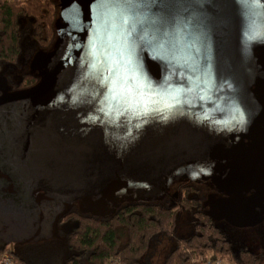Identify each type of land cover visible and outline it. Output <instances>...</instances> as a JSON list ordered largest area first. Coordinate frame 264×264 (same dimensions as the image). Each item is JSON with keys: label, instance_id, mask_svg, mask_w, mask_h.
<instances>
[{"label": "flooded vegetation", "instance_id": "obj_1", "mask_svg": "<svg viewBox=\"0 0 264 264\" xmlns=\"http://www.w3.org/2000/svg\"><path fill=\"white\" fill-rule=\"evenodd\" d=\"M249 2L252 13L245 21L252 23L264 38V0ZM59 35L60 32L55 51L63 42L58 41ZM244 52L251 62L254 80L247 94L232 78L210 89L193 79L180 82L158 76L127 88L119 86V104L127 110L128 118L117 120L114 134L105 131L100 99L90 103L85 95H73L71 100L82 108L69 105L67 115V102L59 106L50 102L48 96L32 101L23 96L3 104L0 234L12 235L4 243L13 247L12 238L32 240L39 237L40 230L48 233L56 209L66 205L65 199L83 192L91 198L104 191L107 186L100 190L90 186L101 184V174L92 180L86 169L111 164L105 163L109 159L104 153L106 144L113 146V140L120 157L113 164L120 165L121 159L128 162H124L128 173L122 178L126 184L122 182L121 186L139 183L153 192L163 188L174 172L196 174L215 189L204 193L198 185L193 188L182 184L174 191L181 197L188 193L187 189L195 194V199L183 196L184 202L180 200L177 207L196 208L192 234L197 224H206V219H210L212 228H220L225 234V228L231 225L248 232L249 226L244 224L256 222L258 209L264 206V48ZM84 84L79 81L74 88ZM52 85L54 95L64 86L62 80L58 86ZM95 107L97 113L92 110ZM91 120L98 125L95 132L90 129ZM125 127L131 134L120 133L119 129ZM130 154L132 158H128ZM202 186L210 190L205 184ZM212 193L225 197L218 200L223 220L213 221L205 209L203 199ZM172 205L175 204L169 207ZM223 221L225 226L221 225Z\"/></svg>", "mask_w": 264, "mask_h": 264}, {"label": "water", "instance_id": "obj_2", "mask_svg": "<svg viewBox=\"0 0 264 264\" xmlns=\"http://www.w3.org/2000/svg\"><path fill=\"white\" fill-rule=\"evenodd\" d=\"M251 13L249 0H62L58 41L63 42L46 61L40 83L0 94V104L23 96L31 101L48 96L55 104L67 102V115L73 95H89L100 88L93 95L101 100L105 131L111 134L118 128L117 120L127 117L126 109L108 107L120 103L118 87L149 77L193 79L207 89L232 78L247 94L254 80L244 51L264 48L262 34L245 21ZM73 40L79 48L89 49L90 58L77 78L72 67L78 47ZM60 80L64 86L54 95L52 83L58 86ZM79 81L86 84L75 89ZM92 110L97 113L98 107ZM95 126L91 120V132Z\"/></svg>", "mask_w": 264, "mask_h": 264}, {"label": "trees", "instance_id": "obj_3", "mask_svg": "<svg viewBox=\"0 0 264 264\" xmlns=\"http://www.w3.org/2000/svg\"><path fill=\"white\" fill-rule=\"evenodd\" d=\"M29 1L28 3H32L34 0ZM45 3L36 0L33 8L20 9L15 4L0 0V66L13 62L12 60L20 54L22 42L27 41V36L44 44L50 43L58 20V11L52 0ZM50 5L53 7L48 8ZM39 81L38 76L24 73L13 90L32 88ZM108 107L119 111L124 109L122 104ZM119 131L123 136L131 134L126 127ZM119 164L108 163L103 167L99 165L87 168V175L92 176V180L97 174L102 177L101 184L92 183L91 188L100 190L115 180L124 183L122 178L128 172L123 160ZM190 191L192 190H186L188 193ZM177 207L178 205L168 207L158 203H129L118 208L107 218L77 211L69 212L61 220L72 218L77 221L76 225L67 233L64 247L59 251H52L53 256L49 257L47 251H41L37 256L25 257V245L17 252L9 243L0 245V254L9 252L16 264H104L110 257H120L124 264H147V252L152 243L166 231L164 226L174 218ZM206 220L203 226L197 224L194 234L178 238L170 251L165 253L161 264H188L196 252L206 257L208 251L211 260L220 258L235 264H260L264 259V244L254 250L246 246L234 250L227 235L220 228H212L210 219ZM184 249L191 250L192 253H185Z\"/></svg>", "mask_w": 264, "mask_h": 264}, {"label": "rangeland", "instance_id": "obj_4", "mask_svg": "<svg viewBox=\"0 0 264 264\" xmlns=\"http://www.w3.org/2000/svg\"><path fill=\"white\" fill-rule=\"evenodd\" d=\"M5 3L15 4L20 9L21 7L33 8L36 4V0L32 1V3H28L29 0H2ZM40 3H44L48 0H38ZM54 5L58 11V20L56 21L55 31L52 35L50 43H43L42 41L35 40L32 37L27 36V41L22 42L20 54L15 57L9 63H3L0 66V94H10L15 92V84L22 79L24 73H32L41 78L43 76V69L46 63L47 58L55 52L57 48V35L60 32V20H61V8H62V0H52ZM30 2V1H29ZM53 6H49L48 8H52ZM42 9V8H41ZM43 11V10H42ZM32 36V34L30 35ZM57 36V37H56ZM77 40V39H76ZM78 42H81L77 40ZM34 42V43H33ZM73 44H77L75 40L72 41ZM76 45V46H77ZM77 51L73 55V77L77 78L80 76L82 69L90 63L89 58V49L86 50L84 48H79L77 46ZM31 48V51L29 49ZM28 50V53H27ZM14 86V87H13ZM72 90V89H71ZM101 91L100 88H96L95 90H90L89 95H85L90 98V103L94 102L97 99V96H94L95 91ZM59 106H62V102H57ZM71 107H81L73 100L69 102ZM3 104L0 105V112L3 108ZM82 108V107H81ZM113 146H109L106 144V149L104 156L109 159L105 163L110 162L111 164L115 163L117 160L120 159L117 151H116V141L113 140ZM111 143V139L109 140ZM128 158H132L131 154ZM123 160L126 164L128 162L124 159ZM182 184H190L193 188H196L198 185L200 188L203 189L204 193H209L212 188L215 187L203 180L200 176L196 174H188L187 172H174L168 181L165 183L163 188H160L158 191L151 192L149 189L146 191L143 186L139 183H136L133 187L125 188L121 186L119 181L115 183H108V186L105 188L104 191L101 193L96 192L94 193L91 198L88 192H83L79 196L67 198L65 199V206H60L56 209V220L54 222V228L50 231V235L47 232H43L40 230L39 237L35 238L33 236L32 240H22L17 238H12L11 240L14 241L12 243L13 248L18 252L22 246H24L23 254L25 257L29 256H37L41 253V251H47L48 256H53L52 251H59L65 245V238L67 233L71 231L74 226L76 225V220L69 218L66 220H61L67 213L77 211L81 214L87 215H95L103 218L110 217L118 208L127 205L129 203H158V204H167L168 207L171 204L179 205L180 200L182 203L184 202V198L195 199V194L187 193L183 194L181 197L174 193L176 188ZM209 187V189L205 188L204 185ZM151 192V193H150ZM47 195L49 194L48 191H45ZM211 193V192H210ZM100 194V195H99ZM219 195V194H217ZM14 197V195H12ZM220 199H225V197L219 195L215 197L212 194H208L207 198L203 199L206 206L205 209L208 210V214L211 216L213 221L221 220V210L219 206ZM90 202V204H89ZM63 200H61V204ZM191 208V209H190ZM196 208H192L190 206L179 207L176 211L174 218L165 224L164 233L158 237L154 243H152L149 251L147 252V264H161L163 261L165 253L169 249H171L174 244L176 243L178 238H184L190 236L194 232V222L195 219V211ZM35 213L37 210L35 209ZM257 221L254 220L248 221L244 224V226L248 225L245 229L248 232L243 231V229L239 228L236 225H231L230 228H225L226 234L229 240L233 243L235 249L239 248L240 246H248L249 249L254 250L255 248H260L264 244V206H261L258 209ZM229 218H231L229 216ZM223 220V219H222ZM255 222V223H254ZM225 222L223 221L222 226H225ZM228 223V222H226ZM251 226V227H250ZM228 227V226H227ZM49 233V232H48ZM8 237L12 235H7ZM0 234V245L5 241H10L9 238ZM16 239V241H15ZM185 253H192L191 250H183ZM52 253V254H51ZM21 252V255L24 256ZM193 256V257H192ZM190 258L188 264H208V261L215 262L219 260L220 264H235L232 261L226 259H216L211 260L209 259L210 252H206V257L202 255L193 254ZM160 262V263H159ZM14 264H16L14 262ZM260 264H264V259L261 261Z\"/></svg>", "mask_w": 264, "mask_h": 264}, {"label": "built area", "instance_id": "obj_5", "mask_svg": "<svg viewBox=\"0 0 264 264\" xmlns=\"http://www.w3.org/2000/svg\"><path fill=\"white\" fill-rule=\"evenodd\" d=\"M208 264H220L219 260L215 262L208 261ZM0 264H14V259L9 252L0 254ZM104 264H124L120 257H110Z\"/></svg>", "mask_w": 264, "mask_h": 264}]
</instances>
